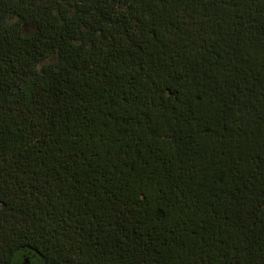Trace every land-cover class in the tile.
I'll use <instances>...</instances> for the list:
<instances>
[{"label": "trees", "instance_id": "trees-1", "mask_svg": "<svg viewBox=\"0 0 264 264\" xmlns=\"http://www.w3.org/2000/svg\"><path fill=\"white\" fill-rule=\"evenodd\" d=\"M0 264H264V0H0Z\"/></svg>", "mask_w": 264, "mask_h": 264}]
</instances>
